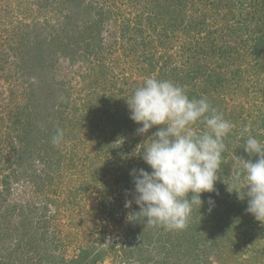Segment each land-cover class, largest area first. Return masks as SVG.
<instances>
[{
    "label": "rangeland",
    "instance_id": "374dc122",
    "mask_svg": "<svg viewBox=\"0 0 264 264\" xmlns=\"http://www.w3.org/2000/svg\"><path fill=\"white\" fill-rule=\"evenodd\" d=\"M22 1H29L33 6L42 0ZM150 1L152 0H95L93 1L94 7L98 11L107 12V15H104L98 24L93 23L88 18L89 15L86 16V12L84 13L81 8H72L67 3L63 8L62 4L56 6V3H53V8L52 5L46 9L42 7V13H35L36 21L43 22L45 19L49 21L53 34L59 37L63 36L65 42L63 32L70 31L68 32L70 38L67 42L70 45L64 47V56L60 49L56 48L59 50L58 54L54 55L57 58L51 60L50 72L43 75L42 85L40 84L36 88L38 97L37 101L34 99V103L47 104L49 98L45 92H49L51 95L50 108L52 107L58 112H67L69 120H71L74 119V114L77 115V110H82L80 107H83L82 103L84 105L87 101L89 92H94V95L104 92H108L109 95L113 93L118 95L119 101L113 105H110L112 101L108 102L106 110H110V118L100 114L95 121H93L94 119L87 120L84 116L85 113L81 118L82 111H78V121H85V126L83 128L78 126L72 134H68V138L63 136L61 143L57 146L52 143V137L44 138L43 136L45 132H48V125L40 126L36 119V124L33 126H37L35 129L31 128L32 137L30 138L31 144H35L38 151L32 153L30 157L27 156L29 158L23 161L25 163L20 174L21 177L13 179L14 186L9 192L5 187L4 180L7 176L17 175L18 166L15 164V157L20 146H23L16 137L18 131H20L19 134L24 131V126L21 125L18 129L19 124L17 126L15 114H19L21 108L23 112L26 111V102H29L30 97H28L29 94L23 84L21 86L17 84L20 79L25 80L24 78L19 75H14V77L13 75L12 77L0 75V138L1 144H5L0 146V149L3 147L2 153L5 155V158L0 161V194H3L0 196V213L4 218L0 217V256H4L6 260L7 257L11 258L13 264H86L90 260L89 264H138L136 259L145 254L146 260L142 264H169L170 262V264H236L235 262L238 261L235 257L233 258L235 252L239 264H241V259L248 260L244 264L262 262L260 256L264 257V223L246 213V200L240 199L237 192L228 190V184L232 185L230 190H237L230 175L232 169L237 165V157L243 159L249 157L248 153H244L245 151L241 152L248 135L264 142V50H261L258 58L255 59H252L253 56L250 54V47H256L254 39L258 33H261L258 30L255 32L251 30L252 33L244 34L243 38L248 40L247 46L240 51L241 58L252 64L251 72H249L248 63H239L240 66H238L219 52L210 57L205 55L200 60V64H205L209 69L212 68L210 71H221L222 80L217 82L216 86H219L217 89L211 84H207L206 81H200L199 89L196 88L199 91L198 95L207 98L210 104L233 125L232 133L230 132L228 136L234 135L230 141L234 140L235 142L232 146L229 144V147L226 146L225 149L229 154L224 161V165L231 169L229 174L223 175V170L219 174L227 180L223 182V186L220 188L221 192L218 194L219 201L216 202L234 203L233 206L235 210H238V214L243 212L244 216L241 218L242 225L229 232L227 239H223L227 250L219 255L209 246H203L204 250L200 252V257H197L195 252H184L183 249L173 251V247L168 246L169 242L165 238L164 241L160 239L165 234H173V237H176L179 232L151 226L145 230L143 235L146 251L140 249L127 256L122 249V246L129 242L136 244L142 237V235H138V230L137 234L131 233L128 229L129 226L131 228L138 226L139 228V220L130 222L126 219L127 214L134 212L137 205L133 202L132 208L126 209L125 202L127 199L133 198L131 194L135 190L130 172L140 168L152 171L143 161L139 150L155 130L151 129L147 134H138L136 126L135 131L130 134L128 139L131 146L129 154L124 155L125 159L119 161L118 165L109 167V158L113 154V149L120 147L124 142L122 134H113L115 121L112 119L114 116H125L129 123L138 125L130 119L127 99L132 95H126V92L129 93L136 84L141 86L148 77L171 79L170 81L174 82V76L164 75V73L167 70L171 71L175 65L185 67L187 60V53H183L182 50L187 38L178 30H174L170 43L165 45L162 44L160 38L151 36L154 32H149L144 42L135 46L137 50H132L134 45L131 44L132 46L129 47L120 38V25L124 21H128L131 26H134L138 12L149 13L146 8ZM12 2L14 5L17 4L16 0H12ZM6 3L7 0H0V7ZM201 7L204 9L203 6ZM259 9H255V11ZM239 10L246 11L238 7L235 11L239 12ZM249 11L254 10L249 7ZM225 12L227 15L229 11L216 13L217 17H214V20L210 19L209 24H213L215 27L223 26L230 16L228 14L224 21ZM0 13L4 14L5 10L0 8ZM19 17L26 21L24 15ZM84 19L87 21L85 25L87 32H84L82 39H85L80 40L76 45L74 40L78 32V25H82ZM92 20H96V15L92 17ZM234 21L232 20L231 24ZM254 25L251 24L248 29ZM2 28L3 26L0 29ZM224 31L225 27L223 32L222 29L216 30L215 36H217L218 44L223 42L222 35L219 33H224ZM6 35L9 37V33L2 31V36L6 37ZM252 35L254 38H250ZM89 37H94L96 42L90 41ZM58 41L61 42V39ZM89 43L93 48L88 46ZM57 45L60 44L57 43ZM87 47L89 50H86ZM205 47H212V44H205ZM74 49L77 54L82 55L80 57H76V55L75 62L71 61ZM8 51L12 53L11 50ZM167 56L171 59L165 58ZM77 58L80 59L77 60ZM155 62H157L156 65H153L152 63ZM237 68L242 70L243 74V78L238 81L232 78L231 74ZM35 69L36 73L42 74V66H35ZM97 75L101 76L97 79ZM16 81L17 83H15ZM92 81L96 82L94 91L90 87ZM29 82L31 83V81H28V85ZM39 100L40 102H38ZM33 105L32 103V107ZM83 108L86 109V107ZM58 118L61 119V116ZM117 119L119 118H115V120ZM18 120L27 124L26 117L21 120V116H19ZM89 122L94 123V129L91 128ZM68 127V129H72L70 123H68ZM195 128L197 131H203L204 125L198 123ZM245 128L248 129L247 132H245ZM89 130L91 132H88ZM235 139H243V142ZM236 149L239 152H236ZM38 155H43L44 159L51 160L55 167L49 168ZM257 159L258 156L254 161ZM49 160L47 161L48 165ZM56 160L59 161L60 166L54 164ZM239 190L241 195L245 194L242 185ZM190 196L191 194H189ZM117 199H119V203L116 202ZM112 204H116L115 208L112 207ZM194 208L188 218L187 225L193 216ZM110 209L115 211L114 214ZM218 211L225 212L226 210L219 208ZM22 212L29 219L25 226L20 225ZM229 212L233 216V211ZM198 218L196 217L194 220ZM200 221L201 219H198L195 222L197 227L203 224V221ZM254 221L257 223L253 224ZM188 226L184 228V231H187L186 235L191 237L195 230L193 228L187 234ZM222 237L226 236L222 234ZM175 239L177 242V237ZM187 242L189 240H182L184 244ZM113 244L117 246L116 249L112 247ZM183 248L185 249V247ZM97 254H100V257L92 261ZM167 254H169V258L171 257L170 260L163 261V257ZM74 259L77 260L73 262Z\"/></svg>",
    "mask_w": 264,
    "mask_h": 264
},
{
    "label": "trees",
    "instance_id": "16d2710c",
    "mask_svg": "<svg viewBox=\"0 0 264 264\" xmlns=\"http://www.w3.org/2000/svg\"><path fill=\"white\" fill-rule=\"evenodd\" d=\"M22 0H16L17 4H13L12 0H7L6 5H2L0 8L1 10H5V13L1 15L0 13V28L3 26L2 29H0V75H10L14 77V75H19L25 80H21L17 83L19 86L23 84V87L26 88L29 102H26V111L23 112L22 108L19 110V114H15L16 120H17V126L18 129L20 126H24V131L20 133L18 131V136L16 139H18L23 146H20L18 149L17 155L15 157V164L18 166V171H16V176H7L5 177L4 183L7 191L9 192L10 189H13L14 184L13 179L20 178V174L22 173V169L24 166L23 161L28 159L32 153H37L38 149L36 148L35 144H31V138L32 132L31 128L35 129L37 126H33V124H36L35 120L37 119V122L40 124H47V130L48 132H45L43 134L44 138H50L53 135L56 134L57 128H60L63 130L64 136L68 138V134H72L74 130L79 126V128H83L85 126V121H78L77 116L78 111H82L85 118L88 119H95L101 114H104L105 116H109L110 118V110H106L108 102L112 101L110 105H113L118 103V95L113 94L109 95L108 92L104 93H98L94 95V92H89L87 101L82 103L83 107H86L82 110H77V115L74 114V119L69 120L68 113L64 111H56L52 107L50 108V99L51 95L49 92H45L48 96L49 100L47 104L44 103H34V99L37 101V93L36 88L40 86L41 83H43V79L45 73L50 72V66H51V60L57 58V55L59 50L56 48H59L61 51V54L64 56V47H68L70 43L68 42V38H70L69 33L70 31L66 30L63 32L65 35L66 42L64 41L63 36H58L53 34V30L51 29V25H49V21L45 19V21L40 22L36 21L35 16L36 14L42 13V7L48 8V6H51L53 3H56V6L58 4H62V8L65 7V4L71 5L72 8L79 7L81 8L84 13L86 12V16L89 15V19L93 23H100L103 19L104 15H107V12L98 11L97 8H95L93 1L87 2L86 0H42L38 1L35 4L29 3V1H22ZM66 5V6H67ZM203 6L204 9H201ZM39 7V9H36ZM94 7V8H93ZM241 8L243 10H239V12L235 11L236 9ZM249 7L253 8L254 11H249ZM53 8V5H52ZM259 10L255 11V9ZM148 14H145V11L138 12L136 15V23L134 26H131L130 22L124 21L120 25V31L119 36L124 41L125 45L132 46V50H137V45H140L142 42H144L145 37L149 32H154L151 36H156L160 38L162 44L170 43L172 34L174 30H178L182 33L184 37L187 38V42L183 44L182 50L183 53H187V60L185 62V67H180L179 65H175L171 68V71H166L164 75H172L175 78L174 82L175 84L181 85V86H187V94L190 98H202L203 95H198V88L200 81H206L207 84H211L216 89L219 86H216L217 82L221 81L222 79V72L221 71H210L212 68H208L205 64H200V60H202V57L205 55L213 56L216 53H220L222 56H226L225 58L229 61H231L233 64H236L238 66L239 63H248L249 66V72H251L250 67L251 63L248 60H245L242 57L240 51L244 47L247 46V39H244L243 36L247 32L252 33L255 32V30H258L261 33H258L256 38L254 39V45L256 47H250V54L253 56L252 59L258 58L261 50H264V0H227L225 2H222L221 0H152L150 1L149 6H147ZM227 9V10H226ZM97 10V11H96ZM221 11H229L228 14H230L229 19L225 21L226 12L224 13V23L223 26H213L209 24V20L213 19L216 16V13H220ZM36 13V14H35ZM24 15L25 20L23 21L19 16ZM96 15V20H92V17ZM238 16V17H237ZM232 20H235L232 24ZM87 21L82 22V25H78V32L77 35H75V44L77 45L80 40H84L83 35L85 31V25ZM238 24V25H237ZM240 24V25H239ZM251 24H255L252 26L251 29H248ZM51 27V28H50ZM225 27L224 33H219L221 36V39H223L220 44L219 42H216L217 36L216 30L217 29H223ZM90 28V27H89ZM228 30V32H226ZM248 30V31H247ZM2 31L5 33H9V37L2 36ZM52 32V34H51ZM146 33V34H145ZM203 34V35H202ZM203 36V37H201ZM59 37V38H57ZM250 38H254L252 35ZM6 39V40H5ZM58 39H61V42L58 41ZM90 41H95L94 37H89ZM139 40V41H138ZM60 45H57V43ZM96 42V41H95ZM225 43V44H224ZM234 43V44H233ZM69 44V45H68ZM132 44V45H131ZM205 44H212V47H205ZM90 43L88 44V46ZM61 46V47H58ZM91 46V45H90ZM136 46V47H135ZM91 48H93L91 46ZM8 50H11L12 53H10ZM86 50H89V47L86 48ZM219 50V51H218ZM182 53V56H183ZM72 55V54H71ZM77 55V56H76ZM143 55V54H142ZM38 56V57H36ZM76 57H80L82 55L77 54V51L74 49L72 60L75 62ZM171 56V55H169ZM168 59H171L170 57H165ZM208 57H206L207 59ZM80 58H77V60ZM209 59V58H208ZM151 61H153L152 58H150ZM210 60V59H209ZM258 60V59H257ZM256 60V61H257ZM209 62V61H208ZM157 62L152 63L153 65H156ZM231 63V64H232ZM38 64L39 66H42V74L36 73L35 66ZM105 71V70H104ZM108 71V70H107ZM164 72V71H163ZM102 73V72H100ZM95 74V73H94ZM232 78L235 80H240L243 78L242 70L239 68L235 69V71H232ZM42 76V77H41ZM91 75H89L90 77ZM101 75H97L100 77ZM91 78V77H90ZM11 79V78H9ZM29 82L28 85V81ZM92 80V79H91ZM171 80V79H170ZM26 82V83H25ZM98 82V81H97ZM100 82V80H99ZM96 83V82H95ZM93 81L90 83V87L94 91V87L96 86ZM134 83V82H133ZM135 84V83H134ZM42 85V84H41ZM132 87V86H131ZM139 87V85H135L133 89L126 92V95H133L134 90ZM199 89V88H198ZM30 92V93H29ZM125 92V91H124ZM122 92V93H124ZM45 96V98H46ZM125 96V95H124ZM44 98V99H45ZM41 100V98H40ZM40 100L38 102H40ZM32 103L34 104L32 107ZM88 104V106H86ZM212 107H214L212 105ZM38 110V111H37ZM24 114V115H22ZM39 114V117H38ZM21 116V120H23V117L27 119V124L23 123V121L18 120V117ZM58 116H61V119L58 118ZM33 117V118H32ZM38 117V118H37ZM115 118H119L115 120ZM113 121H115V130L113 134H122L123 135V143L119 147H116L113 149V154L109 158V167H113L115 165H118V162L122 159H125L124 155L127 156L130 152V145L128 142V139L130 138V134H132L135 131V128L137 126L140 127L141 125H132L129 123L128 119L125 116L117 117L114 116ZM68 123L72 126V129H68ZM81 123V124H80ZM92 129H94V123L89 122ZM16 124V122H15ZM153 130L157 131L158 129L156 127L152 128ZM80 130V129H77ZM233 130V129H232ZM231 130V133H232ZM88 132H91L90 130ZM79 134V133H78ZM234 135L227 136L224 140V143L227 147L229 145H233L235 142L234 140L230 141V139ZM42 137V135H41ZM92 137V136H91ZM40 138V137H39ZM237 139V138H236ZM235 139V140H236ZM0 138V144L1 142ZM138 141V140H137ZM236 141L243 142V139H238ZM229 144V145H228ZM5 144H1L0 146H3ZM57 146V145H56ZM112 147V146H111ZM3 147L0 149L1 155H0V161H2V158H5V155L3 152ZM236 149V152H239V150ZM244 152V149L241 151ZM246 153V152H244ZM42 154V153H41ZM229 154L227 152V149L222 154V162L220 166V173L221 170L224 171L223 175L229 174L231 167H228L227 165H224L225 158ZM7 156V155H6ZM26 156V157H25ZM29 156V157H27ZM39 156V155H38ZM256 156H250L247 157V159L253 160ZM43 160V162H46L47 166L49 168L55 167V165L52 164L51 160L44 159L45 157L39 156ZM49 160V165L48 161ZM56 166H60L59 161H54ZM126 164V163H125ZM58 169V167H57ZM15 174V173H14ZM220 179L217 180L215 183V189L214 192H205L201 194V199L203 200V205L200 206L197 205L194 208L193 216H191V219L188 223L189 231L187 234H189L191 229L194 228L195 233H192L191 237H188L190 235H186L187 231L183 230H175L178 231L177 242L176 239L174 240L173 234H165L163 237H161V241H164V238L168 243V246L173 247V251L175 250H182L184 252L191 251L195 252V255L197 257L201 256V253L204 249L203 246H209L211 249L216 250L219 255L220 253H225V250H227L226 243H223V239L228 236L229 232L234 231L238 226L242 225V217L243 212L238 214V210H235V207L233 206L234 203H226L221 204L218 200V194L221 192L220 188L223 186V182L227 179L224 177H221L222 175H219ZM126 188V185H125ZM107 194V193H106ZM3 194L1 193L0 196ZM245 195V194H244ZM244 195H241V198L246 200L247 203L248 198ZM211 197L215 204L214 206H211L208 204V199ZM240 198V199H241ZM119 203V199L116 201ZM105 206V205H104ZM116 204H112V207L115 208ZM106 207V206H105ZM211 207V211H209V208ZM248 207V203L246 205V209ZM219 208H224L226 211H218ZM112 213L114 214V210L110 209ZM232 210V214L229 212ZM139 211V206L137 205L135 207V212ZM119 213V212H118ZM247 213V212H246ZM249 215H252L249 213ZM1 219L3 218V214L0 213ZM196 217H199L198 219H201L203 221V224L201 226L197 227V224L195 223L197 220H194ZM4 219V218H3ZM29 219H27V215L22 212V217L20 220V225L25 226L26 222ZM31 220V219H30ZM200 221V222H201ZM257 222L254 221L253 224H256ZM252 224V225H253ZM4 228V227H3ZM129 231L131 233H137L139 231L138 235H142L141 240H139L136 244L129 242L127 245L122 246V249L125 251L126 255H132L134 252L139 251L142 249L143 251L146 249L144 248V238L143 235L145 234V230L148 229L144 223L139 221V228L134 226L131 228L128 227ZM138 230V231H137ZM181 232V233H180ZM191 234V233H190ZM222 234H224L226 237H222ZM169 236V237H167ZM206 238H205V237ZM163 238V240H162ZM189 240L187 244L182 243V240ZM225 239V240H226ZM222 241V243H221ZM113 248H117L115 244L112 245ZM185 247V249L183 248ZM240 252V250H239ZM148 253V251H147ZM22 254V253H21ZM194 254V253H193ZM100 254H97L93 257L92 261L97 260ZM236 252L233 255V258H236L235 262L236 264H239V259L236 257ZM171 258V257H170ZM169 254H167L165 257H163V261H169ZM257 258V257H256ZM261 263L259 261V264H264V257L260 256ZM53 259V258H52ZM30 260V259H29ZM77 259L72 260L75 262ZM82 260V259H80ZM138 261V264H142L146 260V254L141 255L136 259ZM91 261V260H90ZM89 261V263H90ZM160 261V259H159ZM162 261V263H163ZM247 263L248 260L241 259L240 263L244 264ZM86 262V264H89ZM171 263V262H170ZM169 263V264H170ZM0 264H13L11 261V258L7 257V260L4 256H0ZM27 264V263H26ZM40 264V263H38Z\"/></svg>",
    "mask_w": 264,
    "mask_h": 264
},
{
    "label": "clouds",
    "instance_id": "9594fccd",
    "mask_svg": "<svg viewBox=\"0 0 264 264\" xmlns=\"http://www.w3.org/2000/svg\"><path fill=\"white\" fill-rule=\"evenodd\" d=\"M127 104L130 119L141 125L138 134H147L154 127L158 130L139 150L152 171L140 168L130 172L135 190L131 194L133 198L126 200L125 208L131 209L134 202L139 211L129 212L126 219L139 220L146 227L183 230L194 206L203 205L201 194L216 191L226 148L224 140L233 125L207 98H190L187 86L170 80L146 78L127 99ZM198 123L204 125L203 131L196 130ZM63 136V130L57 128L52 143L59 145ZM243 147L258 159L237 157L230 175L237 190H230L229 184L228 190L237 192L241 198L242 185L244 198H248L246 212L264 223V142L248 135ZM208 204L214 206L215 201L209 197Z\"/></svg>",
    "mask_w": 264,
    "mask_h": 264
}]
</instances>
